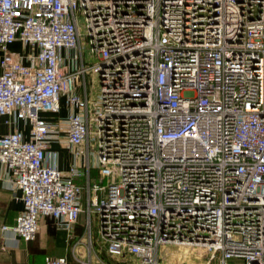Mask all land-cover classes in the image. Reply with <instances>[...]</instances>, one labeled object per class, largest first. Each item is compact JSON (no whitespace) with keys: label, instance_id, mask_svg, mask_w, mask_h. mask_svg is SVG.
I'll list each match as a JSON object with an SVG mask.
<instances>
[{"label":"built area","instance_id":"built-area-1","mask_svg":"<svg viewBox=\"0 0 264 264\" xmlns=\"http://www.w3.org/2000/svg\"><path fill=\"white\" fill-rule=\"evenodd\" d=\"M0 50V116L28 126L0 134L24 204L0 230L29 241L49 216L70 232L84 210L78 163L67 175L48 150L61 130L43 113L65 95L109 254L163 264V246H199L202 264H264V0H0Z\"/></svg>","mask_w":264,"mask_h":264},{"label":"crops","instance_id":"crops-1","mask_svg":"<svg viewBox=\"0 0 264 264\" xmlns=\"http://www.w3.org/2000/svg\"><path fill=\"white\" fill-rule=\"evenodd\" d=\"M12 51L20 52L23 55V61L28 63L27 56L36 50L29 44L21 40H15L9 45ZM2 51L0 50V55ZM98 61V55L89 54ZM60 110L55 112H44L43 114L52 119L57 130H61V139L51 142L48 150L56 152L59 166L68 175L71 173V166L74 162L78 163L81 174L75 176V181L85 186L82 196L84 210L78 221L74 224L72 231L59 228L54 219L49 216H41L39 227L35 238L29 241L13 235L10 231L0 230V264H45V256H66L69 264H130L120 260L118 257L111 255L103 246L96 223L97 237L93 235V217H98L96 213L88 212V173L90 180L98 177V170L92 167L88 171L87 165L82 166L81 162L74 160L73 152L66 143L67 126L66 119L71 111L67 103V97L63 95L60 101ZM6 116H0V134L7 133L15 128L21 127L28 130L24 122L17 124H7ZM84 165V164H83ZM10 174L8 169L3 165L0 167V226L2 224H11L16 221L18 214L22 211L24 204L21 199L20 189H11Z\"/></svg>","mask_w":264,"mask_h":264},{"label":"rangeland","instance_id":"rangeland-1","mask_svg":"<svg viewBox=\"0 0 264 264\" xmlns=\"http://www.w3.org/2000/svg\"><path fill=\"white\" fill-rule=\"evenodd\" d=\"M82 21V18H81ZM81 31L84 32L83 26H81ZM88 62H94V58L89 57V52L87 55ZM88 91L91 99L95 97L98 92V86L100 79L92 70L88 74ZM92 162L95 164L97 160L96 146L93 149ZM93 235L97 237L96 223L98 226V217H93ZM100 238V235H98ZM101 240V239H100ZM206 253L202 251L199 246L195 247H184L177 245H167L163 246L160 250V260L163 264H202L205 260Z\"/></svg>","mask_w":264,"mask_h":264},{"label":"trees","instance_id":"trees-1","mask_svg":"<svg viewBox=\"0 0 264 264\" xmlns=\"http://www.w3.org/2000/svg\"><path fill=\"white\" fill-rule=\"evenodd\" d=\"M52 218V217H51Z\"/></svg>","mask_w":264,"mask_h":264}]
</instances>
